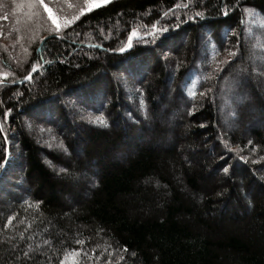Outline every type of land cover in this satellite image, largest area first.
<instances>
[{"label":"trees","instance_id":"16d2710c","mask_svg":"<svg viewBox=\"0 0 264 264\" xmlns=\"http://www.w3.org/2000/svg\"><path fill=\"white\" fill-rule=\"evenodd\" d=\"M39 1L0 0V264H264V0Z\"/></svg>","mask_w":264,"mask_h":264},{"label":"rangeland","instance_id":"374dc122","mask_svg":"<svg viewBox=\"0 0 264 264\" xmlns=\"http://www.w3.org/2000/svg\"><path fill=\"white\" fill-rule=\"evenodd\" d=\"M53 1H56V0H53ZM111 1H113V0H84V5H85L84 8L81 11H78L76 13H71V14H70V12L67 13L66 10H60V13L58 14L54 10V8L49 4L48 0H40L39 2L41 4V6L43 7L45 15L48 18V20L51 22L52 26L56 30H60L62 27L67 26V25L71 24L72 22H74L76 20V18L79 17L78 15H82L84 13L95 10V9L105 5V4H108ZM59 4H60V2H59ZM60 6H62V5L60 4ZM62 7H65V6H62ZM0 22L3 23L2 25H0V31H1L2 27H4L6 25V21L4 18H1ZM5 28H7V26ZM171 99H173V101H174V98L172 97V95L170 97V100ZM170 102H172V100ZM182 104H183V102L182 103L180 102V105H182ZM180 110L182 111V109H180ZM182 131H184V129H182ZM206 155H209V154H206ZM211 156H213V155H211ZM69 263H67V264H69Z\"/></svg>","mask_w":264,"mask_h":264},{"label":"bare ground","instance_id":"6f19581e","mask_svg":"<svg viewBox=\"0 0 264 264\" xmlns=\"http://www.w3.org/2000/svg\"><path fill=\"white\" fill-rule=\"evenodd\" d=\"M82 198V197H81ZM78 247V246H77Z\"/></svg>","mask_w":264,"mask_h":264}]
</instances>
